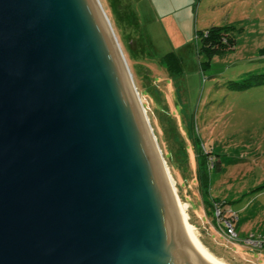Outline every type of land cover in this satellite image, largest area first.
Returning <instances> with one entry per match:
<instances>
[{"label":"water","instance_id":"water-1","mask_svg":"<svg viewBox=\"0 0 264 264\" xmlns=\"http://www.w3.org/2000/svg\"><path fill=\"white\" fill-rule=\"evenodd\" d=\"M165 165L100 1L0 0V264H210Z\"/></svg>","mask_w":264,"mask_h":264},{"label":"rangeland","instance_id":"rangeland-1","mask_svg":"<svg viewBox=\"0 0 264 264\" xmlns=\"http://www.w3.org/2000/svg\"><path fill=\"white\" fill-rule=\"evenodd\" d=\"M99 1L198 240L223 262L264 264V251L221 231L219 205L203 206L193 142L213 153L209 167L218 162L207 200L235 214L237 238L264 233V85L230 86L264 73V0ZM211 27H228L235 43L208 59L198 36ZM175 59L176 77L166 69Z\"/></svg>","mask_w":264,"mask_h":264},{"label":"trees","instance_id":"trees-1","mask_svg":"<svg viewBox=\"0 0 264 264\" xmlns=\"http://www.w3.org/2000/svg\"><path fill=\"white\" fill-rule=\"evenodd\" d=\"M231 29L228 27H211L205 31V33L200 34V47L199 53L204 54L208 59L214 56H219L224 54L227 51L233 50L234 47V39L232 35L229 33ZM264 54V51L261 52ZM177 60H167L166 61V69L170 75H174V77L179 76V68H178ZM264 85V73L258 74L257 76H252L249 79H246L240 83H231V87L237 90H244L251 87H258ZM194 138V137H193ZM194 148L196 150L195 159L197 164V183L200 190V195L203 197V206L208 209V213H211V209L216 204L219 205L222 212V218L225 220H231L229 214L227 218H225L226 212L222 210L221 206L223 204L217 203L214 200L212 202L208 201L205 197L207 194L208 187V174L211 169L218 168V162L215 161L210 167L208 165L209 160L212 159L213 153L205 152V150L200 147L197 139H193ZM215 156V155H214ZM215 203V204H213ZM235 216V214H234ZM221 228L224 229V225L220 224Z\"/></svg>","mask_w":264,"mask_h":264},{"label":"bare ground","instance_id":"bare-ground-1","mask_svg":"<svg viewBox=\"0 0 264 264\" xmlns=\"http://www.w3.org/2000/svg\"><path fill=\"white\" fill-rule=\"evenodd\" d=\"M142 116H143V119H145V116L143 114H142ZM167 172H168V176L170 177V179H169L170 187H172V191H174L175 202H176V205H177L178 214L180 216V219L182 221V224H183V226H184L187 234L189 235L190 239L192 240V242L194 243V245L196 246V248L199 250V252L202 254V256L207 260V262L210 263V264H229V263H226V262H223V261L217 259L198 240L197 235H196V233L194 231V227L192 225H190L188 223V220H187L188 219V216H187L186 211H185L186 208H187V205L186 204H182L179 201V199L177 197V194H176L175 183L172 180V177L169 174L168 169H167Z\"/></svg>","mask_w":264,"mask_h":264},{"label":"built area","instance_id":"built-area-1","mask_svg":"<svg viewBox=\"0 0 264 264\" xmlns=\"http://www.w3.org/2000/svg\"><path fill=\"white\" fill-rule=\"evenodd\" d=\"M229 216L231 220L229 219L225 220V219H222L221 217L222 222H224V223L221 222L224 225V229L220 228L221 231L225 233L227 237L234 239L235 242H238L243 247H246L252 250H257V251H264V233L250 234L245 238H240V237L237 238L238 235L233 230L234 228L233 223L236 221V217L233 214H229Z\"/></svg>","mask_w":264,"mask_h":264}]
</instances>
